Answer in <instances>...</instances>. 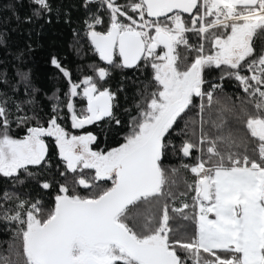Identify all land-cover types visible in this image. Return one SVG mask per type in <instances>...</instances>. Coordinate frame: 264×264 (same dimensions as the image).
<instances>
[{
  "label": "snow or ice",
  "instance_id": "1",
  "mask_svg": "<svg viewBox=\"0 0 264 264\" xmlns=\"http://www.w3.org/2000/svg\"><path fill=\"white\" fill-rule=\"evenodd\" d=\"M29 4L26 23L52 22V0ZM79 7L83 39L103 66L73 80L51 56L68 87L49 98L47 119L25 111L34 104L27 72H17L27 100L0 92V178L37 190L0 195V218L16 225L8 248L15 259L0 254V264H264V0ZM74 38L79 43L81 33ZM115 69L151 70L135 113L124 108L126 122L106 83ZM213 69L219 81L237 82L239 104L226 103L223 84L206 78ZM226 113L235 128L225 133ZM65 119L74 130L104 122L117 136L122 124L126 131L102 148L97 135L74 134ZM13 125L25 134L13 136ZM169 155L181 163L166 166Z\"/></svg>",
  "mask_w": 264,
  "mask_h": 264
},
{
  "label": "trees",
  "instance_id": "2",
  "mask_svg": "<svg viewBox=\"0 0 264 264\" xmlns=\"http://www.w3.org/2000/svg\"><path fill=\"white\" fill-rule=\"evenodd\" d=\"M118 2H123V0H118ZM79 3L80 0H52V22L46 23L40 20L29 24L25 22V18L31 14L29 0H0V34L3 35V43L0 44V79L6 77L8 81L7 84H0V92L7 93L14 100H27L29 96L25 93L23 85L18 84L17 76V72H27L30 87L34 90L31 94L34 104L25 105V111L30 115L34 111L37 115L47 119L52 104L49 98L57 91L63 97L67 90L65 79L50 63L51 56L56 55L62 61L63 65L72 72L73 80H79L83 75H90V65L103 66V62L99 61L87 41L83 39L85 12L79 7ZM66 11L70 12V19L65 16ZM17 16L20 17L19 20ZM74 30L81 33L79 43L74 38ZM21 53H23V58L18 59ZM150 74V69H142L139 72L115 69L106 82L107 86L117 93L119 107L116 111L122 121L127 120L124 108H132L134 101H138L139 97L136 93L150 78ZM206 78L209 82L223 84V92L219 95L222 99L227 96L232 98L231 101L225 99L226 103L234 101L239 104V98L244 96L237 87L236 81L228 79L219 81V70L213 69L206 72ZM13 85H17L19 90L13 92ZM83 104L84 101L78 102V106ZM132 111L134 114L135 109L132 108ZM225 115L228 117L223 129L226 133L229 128L234 129L235 124L230 115L227 113ZM65 116H67L66 111ZM208 118L210 121L217 120V113L213 111ZM62 123L74 134L94 133L98 137L97 145L102 148L115 146L126 131L124 124L116 130L120 133V136H117L104 122H101L100 126L93 125L83 130L71 129L70 121L67 119ZM207 127H211V123ZM11 134L15 137H22L25 134V128L13 125ZM180 139L181 137L173 135L172 142L178 144ZM48 142L52 144L50 138ZM180 163L179 156L166 157L168 167H176ZM3 192H16L21 198H24L25 194L30 196L37 194L34 183L31 186H13L10 181L0 178V195ZM45 200L51 202L47 196ZM5 206L10 207L12 204ZM15 232L16 225L0 218V254H4L7 259H15L14 256L8 255V248L13 243Z\"/></svg>",
  "mask_w": 264,
  "mask_h": 264
},
{
  "label": "water",
  "instance_id": "3",
  "mask_svg": "<svg viewBox=\"0 0 264 264\" xmlns=\"http://www.w3.org/2000/svg\"><path fill=\"white\" fill-rule=\"evenodd\" d=\"M128 71H130V70H128Z\"/></svg>",
  "mask_w": 264,
  "mask_h": 264
}]
</instances>
